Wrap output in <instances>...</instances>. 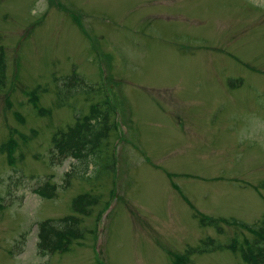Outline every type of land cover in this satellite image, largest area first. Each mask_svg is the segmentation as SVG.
Listing matches in <instances>:
<instances>
[{
  "label": "rangeland",
  "instance_id": "1",
  "mask_svg": "<svg viewBox=\"0 0 264 264\" xmlns=\"http://www.w3.org/2000/svg\"><path fill=\"white\" fill-rule=\"evenodd\" d=\"M0 53V264H248L245 226H264V0H0ZM97 111L89 168L51 160L52 135ZM83 194L99 200L81 238L38 254V224L62 226Z\"/></svg>",
  "mask_w": 264,
  "mask_h": 264
},
{
  "label": "trees",
  "instance_id": "2",
  "mask_svg": "<svg viewBox=\"0 0 264 264\" xmlns=\"http://www.w3.org/2000/svg\"><path fill=\"white\" fill-rule=\"evenodd\" d=\"M2 60L3 55L0 53V87L5 85ZM33 106H35V101H33ZM106 119V112H92L88 117L83 118L82 122L75 124L67 131L56 132L52 137V144L54 152L58 153V157L56 156L58 161L67 159L68 157L75 158L76 165L72 164L71 166L73 170L78 165H82L85 169L89 168L92 164V159H88L89 154L93 153L94 157H97L96 153L102 139L101 136L104 135L103 131L106 130ZM50 159L54 158L51 156ZM66 176L69 177L70 174L66 173ZM53 191L54 187L49 186L48 188L47 186L39 193L42 197L51 199L54 196ZM98 200L97 197H92L89 194L76 196L72 199L71 203L73 214L62 219V226L53 225L51 220L40 222L38 224V254L45 256L48 253L67 252L71 246V242L81 238L83 235L82 231L78 229L81 222L80 216H89L91 207L96 205ZM207 220L208 218H205L202 222ZM245 228L249 229V232L253 235V239L243 241V246L239 249L241 258L249 264H264V227L248 228L245 226ZM232 247L233 250L237 249L236 245H232Z\"/></svg>",
  "mask_w": 264,
  "mask_h": 264
}]
</instances>
